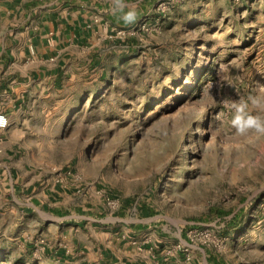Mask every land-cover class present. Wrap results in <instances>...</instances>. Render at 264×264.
I'll return each mask as SVG.
<instances>
[{
  "label": "rangeland",
  "instance_id": "obj_1",
  "mask_svg": "<svg viewBox=\"0 0 264 264\" xmlns=\"http://www.w3.org/2000/svg\"><path fill=\"white\" fill-rule=\"evenodd\" d=\"M125 3L137 19L98 37L97 74L62 111L44 165H75L77 182L117 203L110 212L126 201L156 215L160 246L150 231L131 242L148 257L264 264V137L230 126L232 102L264 84V0ZM6 224L0 264H58Z\"/></svg>",
  "mask_w": 264,
  "mask_h": 264
},
{
  "label": "crops",
  "instance_id": "obj_2",
  "mask_svg": "<svg viewBox=\"0 0 264 264\" xmlns=\"http://www.w3.org/2000/svg\"><path fill=\"white\" fill-rule=\"evenodd\" d=\"M112 6V0H0V113L8 121L0 128L6 207L0 215L26 247L58 264H170L131 246L145 231L160 246L157 216L144 205L123 201L110 212L100 200L107 195L67 175L71 164L44 165L62 111L82 94V80L97 74V39L120 19Z\"/></svg>",
  "mask_w": 264,
  "mask_h": 264
},
{
  "label": "clouds",
  "instance_id": "obj_3",
  "mask_svg": "<svg viewBox=\"0 0 264 264\" xmlns=\"http://www.w3.org/2000/svg\"><path fill=\"white\" fill-rule=\"evenodd\" d=\"M113 12L120 13V19L126 25L133 24L137 19L136 6H129L125 0H112ZM250 101V104H249ZM233 115L230 120L231 129L238 137H264V84L258 83L256 95L248 100L240 99L231 104ZM8 121L0 116V128Z\"/></svg>",
  "mask_w": 264,
  "mask_h": 264
},
{
  "label": "built area",
  "instance_id": "obj_4",
  "mask_svg": "<svg viewBox=\"0 0 264 264\" xmlns=\"http://www.w3.org/2000/svg\"><path fill=\"white\" fill-rule=\"evenodd\" d=\"M0 116H3V117H5L6 118V116L4 115V114H2V113H0ZM6 120H7V118H6ZM6 127V126H5ZM2 128H4V127H2ZM67 175H70V176H72V178H74V180L77 182V178L75 177V175L73 174V172L72 171H67ZM107 204L111 207H115L116 205H117V203L115 202V201H110L109 199H107ZM192 234H191V231L187 234V237H189L190 238V236H191Z\"/></svg>",
  "mask_w": 264,
  "mask_h": 264
}]
</instances>
